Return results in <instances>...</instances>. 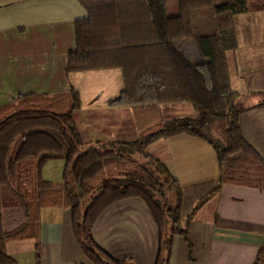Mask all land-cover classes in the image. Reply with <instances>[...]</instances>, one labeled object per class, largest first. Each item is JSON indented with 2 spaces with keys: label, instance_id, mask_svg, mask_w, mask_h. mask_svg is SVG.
Wrapping results in <instances>:
<instances>
[{
  "label": "trees",
  "instance_id": "obj_1",
  "mask_svg": "<svg viewBox=\"0 0 264 264\" xmlns=\"http://www.w3.org/2000/svg\"><path fill=\"white\" fill-rule=\"evenodd\" d=\"M171 1L177 4L174 15L168 10ZM81 2L88 16L76 22L77 47L68 54V75L121 68L124 90L110 105L143 113L189 102L198 116L170 119L156 130H143L135 141L80 154L85 142L75 118L81 107L78 91L68 93V111L56 109L47 95H21L10 106L16 111L0 120V264H18L7 243L37 239L41 206L60 202L71 207L76 238L93 264H132L111 257L93 236L100 214L129 197L142 198L150 208L160 231L156 264H169L174 238L187 232L192 213H184L179 182L160 159L146 153L151 143L179 134L211 143L221 168L212 193L226 182L264 185V160L243 135L239 120L248 107L230 86L226 57L238 45L233 17L264 8V0ZM58 159L65 161L61 193L42 175L43 167Z\"/></svg>",
  "mask_w": 264,
  "mask_h": 264
},
{
  "label": "crops",
  "instance_id": "obj_2",
  "mask_svg": "<svg viewBox=\"0 0 264 264\" xmlns=\"http://www.w3.org/2000/svg\"><path fill=\"white\" fill-rule=\"evenodd\" d=\"M87 16L81 0H0V120L16 111L10 106L21 95L30 93L47 95L56 109L65 110L74 88L81 103L75 118L85 147L108 150L115 142L137 140L155 112L164 121L198 116L189 102L162 104L143 113L110 105L124 90L121 68L68 75V54L77 47L76 22ZM233 25L238 45L226 53L230 86L248 107L239 120L243 135L264 160V106H258L264 100V8L235 15ZM146 153L160 159L179 182L184 213H192L187 232L174 238L169 264H264V185L226 182L212 193L221 176L217 152L191 135L161 138ZM58 160L56 165L49 161L42 175L61 193L65 161ZM53 168L58 174H52ZM39 217L37 239L6 245L18 264H93L76 238L70 206L43 205ZM93 236L111 257L132 264H156L160 253L159 228L140 197L110 205L96 220Z\"/></svg>",
  "mask_w": 264,
  "mask_h": 264
},
{
  "label": "rangeland",
  "instance_id": "obj_3",
  "mask_svg": "<svg viewBox=\"0 0 264 264\" xmlns=\"http://www.w3.org/2000/svg\"><path fill=\"white\" fill-rule=\"evenodd\" d=\"M176 5H177L176 2H174V1H171L169 3V14L174 15V10L176 9ZM70 108H71V104L68 105L67 108H65V110L68 111ZM154 115L155 116L151 117L150 121L146 123V124H149L148 128L152 129V130H156L160 126V124L162 122H164V120L166 118L165 116H162L161 113H159V112L157 114L155 112ZM88 150L89 149L86 148L85 146L81 147L80 154H82V153H84V152H86ZM135 158L137 160H139L140 162L145 161L144 157L140 156V155H136ZM58 161H60V160H52L49 163H53V164H50V165H56L58 163ZM52 174H54V175L58 174V171H56V168L52 169Z\"/></svg>",
  "mask_w": 264,
  "mask_h": 264
}]
</instances>
